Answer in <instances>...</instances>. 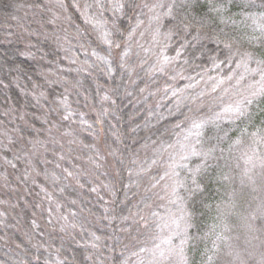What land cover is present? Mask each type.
<instances>
[{
	"label": "trees",
	"instance_id": "16d2710c",
	"mask_svg": "<svg viewBox=\"0 0 264 264\" xmlns=\"http://www.w3.org/2000/svg\"><path fill=\"white\" fill-rule=\"evenodd\" d=\"M51 1L0 0V264H264V0Z\"/></svg>",
	"mask_w": 264,
	"mask_h": 264
},
{
	"label": "snow or ice",
	"instance_id": "6c2138e0",
	"mask_svg": "<svg viewBox=\"0 0 264 264\" xmlns=\"http://www.w3.org/2000/svg\"><path fill=\"white\" fill-rule=\"evenodd\" d=\"M120 7H123V5H120ZM211 10L214 11V12H220V11H221V8L213 7ZM168 15H171V9H169V13H168ZM181 23L184 24V27H186V28L188 27V24H187V23H184V21H181ZM254 23H255V20H254ZM260 30H261V34H262V36H264V25H261V26H260ZM253 39H260V37H253ZM226 46H227V47H231L230 44H228V45H226ZM165 60H167V57H165ZM261 63L264 64V61H262ZM261 75H262V80H264V69H261ZM260 92H261V94H264V87H262V88L260 89ZM256 94H257V93H255V92L252 93L253 96H255ZM251 103H252L251 100H246V101H245V104H246V105H247V104H251ZM233 110L236 111V112H238V113H241V108H240L239 105H238L235 109H233ZM241 114H242V113H241ZM194 182H195V181H194ZM198 187H199V186H198ZM184 243H185V241H181V244H182V245H183ZM156 248H157V250H159V255H160L161 258H167V256H170V255H172V254L175 252V250H174L173 248H171V247H169L166 251H165V250H161L159 245H157ZM175 254L179 255L180 258H181V260L184 259L183 248H182V247H181L180 250H179L178 252H176Z\"/></svg>",
	"mask_w": 264,
	"mask_h": 264
},
{
	"label": "rangeland",
	"instance_id": "374dc122",
	"mask_svg": "<svg viewBox=\"0 0 264 264\" xmlns=\"http://www.w3.org/2000/svg\"><path fill=\"white\" fill-rule=\"evenodd\" d=\"M51 6L52 7H54V8H59V0H52L51 1ZM54 18V23L52 24V31L55 33L56 32V30L58 31L59 29V15H58V17H53ZM41 28L43 27V26H40ZM57 37V36H56ZM59 38V36L57 37V39Z\"/></svg>",
	"mask_w": 264,
	"mask_h": 264
}]
</instances>
